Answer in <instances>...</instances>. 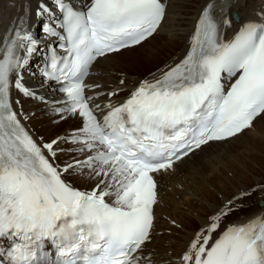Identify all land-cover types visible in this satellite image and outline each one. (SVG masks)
Returning <instances> with one entry per match:
<instances>
[{
	"label": "snow or ice",
	"instance_id": "snow-or-ice-1",
	"mask_svg": "<svg viewBox=\"0 0 264 264\" xmlns=\"http://www.w3.org/2000/svg\"><path fill=\"white\" fill-rule=\"evenodd\" d=\"M35 15L45 38L58 42L47 45L41 72V83L62 94L51 111L79 123L49 141L26 127L34 113L24 112L19 97L47 100L24 82L41 40L19 17L0 37V264H157L149 249L156 176L264 120V14L225 39L231 21L207 5L185 54L141 79L120 103L112 98L123 87L97 91L86 79L98 60L153 37L167 15L165 0H51ZM62 154L69 159L60 161ZM69 177L92 186L81 190ZM250 195L214 208L167 264H264V213L228 222Z\"/></svg>",
	"mask_w": 264,
	"mask_h": 264
},
{
	"label": "bare ground",
	"instance_id": "bare-ground-1",
	"mask_svg": "<svg viewBox=\"0 0 264 264\" xmlns=\"http://www.w3.org/2000/svg\"><path fill=\"white\" fill-rule=\"evenodd\" d=\"M41 2L51 6V0H0V37L4 36L14 21L24 16L27 17V27L41 41L47 42L43 39L45 35L40 26L41 21L35 15ZM84 2L88 3V0H73L77 5ZM165 2L166 18L153 37L140 46L102 58L93 66L87 83L100 85L97 91L124 88L118 97L112 98L113 102H122L141 79L150 78L152 74L159 75V70L166 64L185 54L201 11L207 5H219L221 10L228 12L231 23L223 26L225 39H231L243 23L260 19L264 14V0ZM234 12L240 17L238 23L232 19ZM37 59L38 56H34L31 62ZM121 78L126 80L125 86L119 84ZM41 80L36 68L30 64L29 70L24 73V82L49 99L48 104L19 98L24 112L34 113L30 119L24 121L26 127L32 131L34 137H43L45 141H49L63 136L75 128L79 121L71 118L59 121L58 116L51 111V106H59L55 102L61 100L62 94L51 91L50 85H44ZM253 133H245L226 142L211 143L190 158L177 162L175 171L156 176L159 195L155 206V234L149 249L154 251L157 264H167L173 253L178 256L193 229L203 223L204 217L242 191L251 192L252 197L241 202L244 207L233 212L228 222L246 223L248 219L264 213V190L259 187L264 185V131ZM68 159L69 155L66 154L59 157L60 161ZM69 179L81 190L92 186L86 179ZM260 203L263 205L259 206ZM172 220L179 225L177 229L172 225Z\"/></svg>",
	"mask_w": 264,
	"mask_h": 264
},
{
	"label": "rangeland",
	"instance_id": "rangeland-1",
	"mask_svg": "<svg viewBox=\"0 0 264 264\" xmlns=\"http://www.w3.org/2000/svg\"><path fill=\"white\" fill-rule=\"evenodd\" d=\"M250 1V0H249ZM189 5V4H188ZM152 44V43H151ZM152 46L154 47V43L152 44ZM262 122H257L256 124V128L255 130L253 131L254 133L253 134H257L258 132L260 131H264V120H261ZM260 123V124H259ZM259 134V133H258ZM203 180V179H202ZM177 225V224H176ZM176 229H177V226H176Z\"/></svg>",
	"mask_w": 264,
	"mask_h": 264
}]
</instances>
